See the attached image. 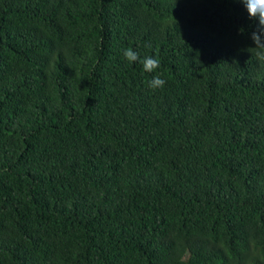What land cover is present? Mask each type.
<instances>
[{
	"label": "trees",
	"instance_id": "trees-1",
	"mask_svg": "<svg viewBox=\"0 0 264 264\" xmlns=\"http://www.w3.org/2000/svg\"><path fill=\"white\" fill-rule=\"evenodd\" d=\"M0 264H264V0H0Z\"/></svg>",
	"mask_w": 264,
	"mask_h": 264
}]
</instances>
